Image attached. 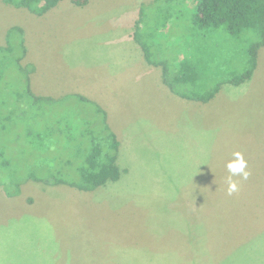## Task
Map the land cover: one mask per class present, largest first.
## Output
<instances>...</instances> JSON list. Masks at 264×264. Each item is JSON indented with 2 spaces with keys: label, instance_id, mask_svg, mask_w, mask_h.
I'll list each match as a JSON object with an SVG mask.
<instances>
[{
  "label": "rangeland",
  "instance_id": "1",
  "mask_svg": "<svg viewBox=\"0 0 264 264\" xmlns=\"http://www.w3.org/2000/svg\"><path fill=\"white\" fill-rule=\"evenodd\" d=\"M76 1L61 0L40 17L0 0L1 88L33 91L30 75L41 56L50 60L46 71L55 89L65 83V67L68 73L87 71L91 83H107L119 103L110 114L112 130L128 140L119 153L122 175L88 192L34 180L16 196L0 187V264H264V48L244 84L225 82L207 103L184 99L156 78L121 71L124 55L117 62L111 55L118 47L103 42L117 40L125 50L147 0ZM76 6L84 7L71 9ZM158 12L156 4L148 5L144 17L164 16ZM166 31L155 38L159 58L184 49L176 39L180 27ZM223 32L208 42H225L215 59L228 50ZM245 47L233 40L237 51ZM72 48L76 58H65ZM245 61L243 52L230 63L213 60L205 76L226 80ZM60 99L48 106L56 114L65 109V95ZM58 135L62 143L53 146L64 145V134ZM237 151L251 175L234 177L240 191L229 196L226 163ZM75 169L65 173L74 176Z\"/></svg>",
  "mask_w": 264,
  "mask_h": 264
},
{
  "label": "trees",
  "instance_id": "2",
  "mask_svg": "<svg viewBox=\"0 0 264 264\" xmlns=\"http://www.w3.org/2000/svg\"><path fill=\"white\" fill-rule=\"evenodd\" d=\"M2 1L37 16L45 15L61 2ZM151 4H156L158 13L164 16L146 19L145 8ZM173 27L182 30L176 39L184 41V49L175 50L173 57L159 58L161 43L155 38L163 37ZM219 29L226 31L223 33L228 38V50L226 56L215 59L224 41L222 46H218L220 41L215 43L217 46L208 42ZM133 38L145 61L161 69L163 82L172 93L207 103L225 82L240 86L252 78L264 48V0L143 1ZM233 40L243 41L246 47L237 51L232 48ZM242 52L246 61L241 72H233L226 80L205 76L207 63L220 58L230 63ZM1 83L0 76V187L7 196L19 195L23 185L32 180L87 192L120 180L121 142L100 104L83 95H67L65 109L56 114L49 108L64 101L61 97L37 95L29 88L27 92H8ZM60 133L64 134V145L53 146L62 143ZM67 168H76L74 176L65 173Z\"/></svg>",
  "mask_w": 264,
  "mask_h": 264
},
{
  "label": "crops",
  "instance_id": "3",
  "mask_svg": "<svg viewBox=\"0 0 264 264\" xmlns=\"http://www.w3.org/2000/svg\"><path fill=\"white\" fill-rule=\"evenodd\" d=\"M80 7H84V6H76V7H71L72 10L74 9H79ZM48 13H46L43 16L40 17H44L47 16ZM69 42V41H66ZM103 42H106L108 44V46H112L115 45L118 48H120L121 45L118 44L117 40H105ZM125 42L127 43L126 49H118L115 48L113 49L114 51V55L111 56H115L119 62V58L122 57L124 55L125 59L123 64V68L121 69V71H127V70H131L135 73H139L141 76H143L145 79H150V77L152 78H156V82L158 84L160 83H164L163 82V77H162V72L157 68L154 67L152 65H149L144 58L143 55V51L141 49V47L139 46V44L134 40L133 37H130V39L127 40V38H125ZM61 43V42H60ZM67 45H70L69 43H67ZM81 44L77 43V46H80ZM37 46L38 47H43L41 44V40H37ZM74 46V45H72ZM129 47V48H128ZM81 49H77L76 48V53L79 57V54ZM141 50L142 54L140 55L138 53V51ZM39 52H43L42 50ZM73 52L74 49H65V58H76L73 56ZM135 53L137 55V63L133 62L134 61V56ZM129 55V59L127 60L126 56ZM142 57V61H140ZM48 59H44L41 57H38L37 59H35V61L33 62V72L30 75V80H31V86L33 89V92L37 95H45V96H52L54 98H60V97H55L52 94L53 93H60L61 97L62 96H67V95H83L93 101H96L98 104H100L108 113V123L111 126H113L112 122H111V116L110 114L112 112H115L116 109L119 108V103L116 100H111V98L113 97L114 93L117 92H113V91H109L107 89V83H100V80L98 82H93L91 83L90 81L92 80V76L87 72H81L78 71L76 73H68L67 67H65V83L62 81H58L57 87L58 89L53 88L52 86L49 85V80L52 78L53 79V75L51 73H47L46 70L49 71V63H48ZM80 62V61H79ZM131 64V65H128ZM70 67V66H69ZM153 67V68H151ZM54 69V66L52 67ZM110 73V72H109ZM43 81V83L41 82ZM51 82V81H50ZM90 82V83H89ZM165 84V83H164ZM52 85V82H51ZM166 86V85H165ZM50 88V90H49ZM155 88H157V86H155ZM51 91V93H49ZM49 93V94H46ZM113 102H117L116 105H111ZM112 129V127H111ZM123 133V132H121ZM118 138L121 142V146H120V152L122 151L123 153V148L124 146L126 147L127 145V136L124 137V140L121 139V134H118ZM125 149V148H124ZM119 152V153H120ZM254 248V247H253ZM256 249V248H254Z\"/></svg>",
  "mask_w": 264,
  "mask_h": 264
},
{
  "label": "clouds",
  "instance_id": "4",
  "mask_svg": "<svg viewBox=\"0 0 264 264\" xmlns=\"http://www.w3.org/2000/svg\"><path fill=\"white\" fill-rule=\"evenodd\" d=\"M233 158L226 163V168L229 175L226 178V191L229 196L240 191V185L233 179L240 177L242 180H247L251 172L248 169V161L245 159L243 153L237 151L232 154Z\"/></svg>",
  "mask_w": 264,
  "mask_h": 264
}]
</instances>
